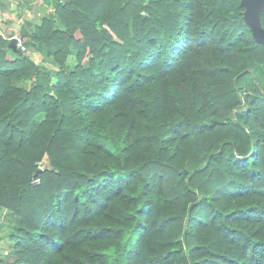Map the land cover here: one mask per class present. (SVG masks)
<instances>
[{"label":"trees","instance_id":"1","mask_svg":"<svg viewBox=\"0 0 264 264\" xmlns=\"http://www.w3.org/2000/svg\"><path fill=\"white\" fill-rule=\"evenodd\" d=\"M44 1L21 33L58 70L0 35V264H264L246 0Z\"/></svg>","mask_w":264,"mask_h":264},{"label":"crops","instance_id":"2","mask_svg":"<svg viewBox=\"0 0 264 264\" xmlns=\"http://www.w3.org/2000/svg\"><path fill=\"white\" fill-rule=\"evenodd\" d=\"M47 15L44 14L39 21L37 0H0V35L11 41L14 37L19 36L18 28L22 23L40 25Z\"/></svg>","mask_w":264,"mask_h":264},{"label":"rangeland","instance_id":"3","mask_svg":"<svg viewBox=\"0 0 264 264\" xmlns=\"http://www.w3.org/2000/svg\"><path fill=\"white\" fill-rule=\"evenodd\" d=\"M38 2V9H39V21L44 16V14H48V7L46 6V2L44 0H37ZM45 13H42L44 12ZM253 18H256V15H253ZM251 16V17H252ZM257 20V19H256ZM22 25H25V23H22L19 26V36H21L25 42L28 41L27 38L22 36L21 29L23 28ZM31 59H33L38 65L47 68L52 71L58 70L57 66L49 59L45 58L44 55L34 51L33 49L29 48L27 49V53ZM67 64L71 67H73L76 64L75 57H71ZM47 162V157L44 159V162L42 166H44ZM10 222H12L11 218V212L5 208H0V259H3L5 261H11L13 259V256L11 254L12 251V241L9 237V231H10Z\"/></svg>","mask_w":264,"mask_h":264},{"label":"water","instance_id":"4","mask_svg":"<svg viewBox=\"0 0 264 264\" xmlns=\"http://www.w3.org/2000/svg\"><path fill=\"white\" fill-rule=\"evenodd\" d=\"M246 5H247V12H246V18L250 22V24L258 30L260 37L264 40V32L259 29V27L252 21L254 18L253 15L258 16L260 12L264 10V0H246ZM252 16V17H251ZM11 46L18 50L16 47V39L13 38L11 40Z\"/></svg>","mask_w":264,"mask_h":264},{"label":"built area","instance_id":"5","mask_svg":"<svg viewBox=\"0 0 264 264\" xmlns=\"http://www.w3.org/2000/svg\"><path fill=\"white\" fill-rule=\"evenodd\" d=\"M16 39V47L23 53H27V47L25 44V40L21 36L14 37Z\"/></svg>","mask_w":264,"mask_h":264}]
</instances>
